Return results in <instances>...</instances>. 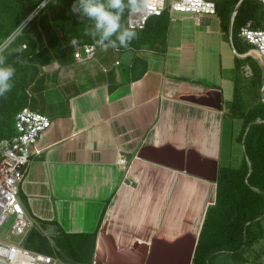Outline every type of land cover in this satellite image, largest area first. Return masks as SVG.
<instances>
[{
  "label": "crops",
  "instance_id": "1",
  "mask_svg": "<svg viewBox=\"0 0 264 264\" xmlns=\"http://www.w3.org/2000/svg\"><path fill=\"white\" fill-rule=\"evenodd\" d=\"M161 16L168 19L165 47L133 49L129 65L115 64L119 48L98 46L92 58L77 61L56 26L45 20L30 29L36 44L25 61L26 107L51 124L30 156L19 200L32 228L51 242L60 232L98 231L114 195L146 210L129 228L141 230L142 239L125 236L126 228L116 235L127 244L148 241L147 227L158 221L171 225L174 236L178 226H201L215 202L217 179L201 176L218 178L228 158L224 118L238 89L234 58L232 77L222 72L221 44L229 35L218 15L198 26L190 14L176 13L184 24L170 46L172 19ZM226 79L233 82L230 100Z\"/></svg>",
  "mask_w": 264,
  "mask_h": 264
},
{
  "label": "trees",
  "instance_id": "2",
  "mask_svg": "<svg viewBox=\"0 0 264 264\" xmlns=\"http://www.w3.org/2000/svg\"><path fill=\"white\" fill-rule=\"evenodd\" d=\"M42 1L0 0V43L11 39L18 25H25L23 34L15 38L8 49L11 54L7 56V63L15 68V75L12 90L0 97V138L9 137L13 133L16 112L28 105L26 75L31 67L25 61L35 50L36 44V40L31 37L35 31L30 29L46 20L59 29L62 41L70 48V40L73 38L78 40V45L93 42L91 37L84 35L87 22L71 11L76 0H47L41 5ZM216 10L224 30L228 33L231 27L232 36L235 31L238 34L240 26L248 20L252 21L254 27L264 28V5L260 1L218 0ZM31 13L32 18L26 20ZM122 23L127 26V12ZM167 26L168 19L163 16L149 18L144 28L134 29L138 35L128 48H118L123 52L146 44L151 47L159 44L163 49ZM23 44L25 47H22ZM18 48L23 51L15 52ZM251 48L244 51L235 49L237 53L243 54ZM242 59L234 57L236 69L240 67ZM245 59L250 61L256 79L254 82L261 88L256 56L247 55ZM238 100L239 91L236 88L229 106L231 113L238 110ZM263 104L262 101L258 108L239 116L243 118L244 125L237 136L238 141L242 140L249 122L256 120L263 112ZM244 144L249 163L243 158L238 167L222 166L219 169L215 202L206 208L191 264H211V259L218 252L236 256L244 246H252L263 236L260 220L264 217V122L249 125ZM41 226L44 228L45 222H41ZM96 235L97 229L93 232H60L58 235L52 234L51 242L40 230L31 228L22 245L34 251L56 255L66 264H95ZM239 258L244 260L242 256Z\"/></svg>",
  "mask_w": 264,
  "mask_h": 264
},
{
  "label": "built area",
  "instance_id": "3",
  "mask_svg": "<svg viewBox=\"0 0 264 264\" xmlns=\"http://www.w3.org/2000/svg\"><path fill=\"white\" fill-rule=\"evenodd\" d=\"M218 0H146L145 10L140 14L127 13V26L142 29L149 18L164 13L174 20L176 13H188L196 25H202L209 17L217 15ZM260 1L264 5V0ZM234 15V14H233ZM238 36L252 45L251 51L263 68L264 78V28L254 27L251 20L240 26ZM231 38V34L229 36ZM22 47H25L23 44ZM74 59L82 61L92 58L97 46L94 41L72 45ZM115 64H120L119 60ZM247 76L252 74L247 65ZM264 102V98H262ZM264 122V120H262ZM50 118L37 110L25 107L16 112L14 131L9 137L0 138V230L10 223V234L26 236L35 222L26 214L19 200L20 185L26 167L41 134L50 126ZM123 157L118 164H124ZM0 264H66L58 256L34 251L22 244H13L0 240Z\"/></svg>",
  "mask_w": 264,
  "mask_h": 264
},
{
  "label": "rangeland",
  "instance_id": "4",
  "mask_svg": "<svg viewBox=\"0 0 264 264\" xmlns=\"http://www.w3.org/2000/svg\"><path fill=\"white\" fill-rule=\"evenodd\" d=\"M188 14V13H186ZM184 24L183 21L180 20H172L170 25V46H173L175 44V31L178 29L180 25ZM231 29H228V35L230 36ZM237 31L233 33V36L231 35V38L229 37V40L223 39V43L221 44V50H222V57L224 60V68L222 72L224 73L225 77H232V65H233V58L235 56L241 57L242 62L240 63V67L236 70V76H237V87L239 91V108L236 112H226V117L224 118L227 130L224 131L223 141L224 145L222 148V156L225 155L228 156L226 161L222 160L221 165L223 166H230V167H238L241 163V160L243 158L246 159L247 163L249 161L247 160V154L245 150V144L244 139L246 136V131L248 130L249 125H253L258 122H262V118H264V104H263V112H261L256 120L249 122V124L245 127L242 140L238 141L237 135L239 128H242L244 125L243 118L239 117L243 113L247 114L249 110L253 108H258L259 104L262 102V92L261 88H259V85H257L256 82H254L256 79L253 77L252 74H249L247 76V69L245 67L248 65L250 68H252V65L250 64V61L248 59H245L247 56H240L237 54V51H244L248 47H252V45L245 43L241 40L239 36H237ZM10 40V39H9ZM6 42V41H4ZM2 42V43H4ZM234 48V49H233ZM236 48V49H235ZM250 52V56L254 57L255 52L251 51L249 49L247 53ZM253 54V55H252ZM257 64L259 66V75L261 76V82L262 85L264 83L263 78V68L259 61L256 59ZM252 70V69H251ZM230 81V80H229ZM226 79V83L224 85L223 94L224 98L227 100L231 99L232 91H233V82H229ZM242 112V113H241ZM247 128V130H246ZM241 130V129H240ZM230 138V139H229ZM229 139V140H228ZM212 200V199H211ZM210 201V200H209ZM137 205V203H132L130 200L126 203L121 202L120 199H117V197L114 195L112 200H110V205L107 210V214L104 215V222L107 224V231L109 234L113 235L116 238V235L122 238V233L124 232L125 236L128 237H142L141 230L136 233V231L129 230L132 229V226L130 227V224L135 220H140V214H142L144 211L141 209V207ZM166 213L168 212V209L165 210ZM157 212V210H156ZM162 212V211H160ZM170 214V211H169ZM159 220H162L159 219ZM261 226L263 227V236L259 238L252 246H244L238 255L233 256L231 253L228 252H218L210 261L211 264H264V217L260 220ZM101 224V226H102ZM100 226V227H101ZM135 227V226H134ZM186 229H180L179 226L174 228V232L178 233L176 236H180L184 232L197 234L199 231L200 225L197 224L194 225H186L183 226ZM128 228V230H127ZM149 228V231L146 232V234L149 236V240L154 237H162L164 236L166 229V238H170L173 236V233L171 230V225L163 224L161 221H158V224H155V228L152 229V227ZM179 230V231H178ZM175 235V233H174ZM117 240L119 245H124L127 242H121L119 239ZM24 239V236L22 235H13L10 234V223L5 224L1 230H0V240L10 242L13 244H22ZM148 240V241H149ZM144 241V240H143ZM129 244V243H128ZM244 259L239 258L241 257ZM241 259V260H240Z\"/></svg>",
  "mask_w": 264,
  "mask_h": 264
},
{
  "label": "clouds",
  "instance_id": "5",
  "mask_svg": "<svg viewBox=\"0 0 264 264\" xmlns=\"http://www.w3.org/2000/svg\"><path fill=\"white\" fill-rule=\"evenodd\" d=\"M146 0H76L71 11L78 18L86 21L84 35L89 36L101 50L109 48H128L137 38V32L122 23L125 13L140 14L145 10ZM24 23L18 25L12 38L0 43V97L12 90L15 68L7 63L8 49L15 38L24 32ZM70 43L75 47L78 40L73 38ZM23 51L22 48L14 50Z\"/></svg>",
  "mask_w": 264,
  "mask_h": 264
},
{
  "label": "water",
  "instance_id": "6",
  "mask_svg": "<svg viewBox=\"0 0 264 264\" xmlns=\"http://www.w3.org/2000/svg\"><path fill=\"white\" fill-rule=\"evenodd\" d=\"M46 2L47 0H43L41 5H44ZM234 13L235 11L233 14ZM32 16L33 13H31L26 20L31 19ZM232 20L233 16L231 18V23ZM134 53L133 49L123 51L120 54L119 61L124 65H129ZM246 55H250V52H246V54L242 56ZM261 92L262 97L264 98V83L261 87ZM180 170H184L183 166ZM201 177L212 181H216L217 179L216 172L212 177L205 175H202ZM199 231L197 234L184 232L180 236L173 235L170 238L157 236L149 241L133 240L130 244L119 245L116 238L108 233L107 224L104 222L98 229L95 239L94 263L191 264L198 241Z\"/></svg>",
  "mask_w": 264,
  "mask_h": 264
}]
</instances>
